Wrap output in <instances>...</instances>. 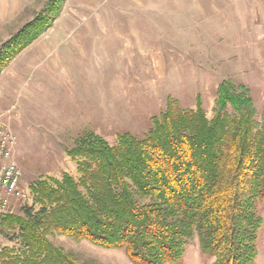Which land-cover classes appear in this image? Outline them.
<instances>
[{
  "label": "rangeland",
  "instance_id": "rangeland-1",
  "mask_svg": "<svg viewBox=\"0 0 264 264\" xmlns=\"http://www.w3.org/2000/svg\"><path fill=\"white\" fill-rule=\"evenodd\" d=\"M49 1L0 0V48ZM76 1L64 3L52 29L59 35L92 33L87 52H72L74 38H63L60 55L53 52L49 58L55 70L46 72L48 77L35 69L14 97L0 100V115L8 110L1 121L17 138L13 159L22 171V195L12 202L15 214L32 205L30 186L39 179L77 177L68 152L82 135L92 132L110 146L126 133L142 139L170 102L192 111L200 105L209 120L219 113L236 116L238 108L230 101L219 107L220 91L231 86L235 97L241 87L255 123L264 124V6H221L213 0H92L86 6ZM51 71L57 80L62 75L61 86L50 80ZM257 211L264 218V206L258 203ZM11 236L0 229V247H14ZM50 241L82 263L134 264L125 250L58 235ZM258 248L255 264H264V225ZM215 260L195 237L175 264Z\"/></svg>",
  "mask_w": 264,
  "mask_h": 264
},
{
  "label": "trees",
  "instance_id": "trees-1",
  "mask_svg": "<svg viewBox=\"0 0 264 264\" xmlns=\"http://www.w3.org/2000/svg\"><path fill=\"white\" fill-rule=\"evenodd\" d=\"M67 0L46 8L0 48L5 67L54 25ZM224 85L219 107L238 115L209 120L170 102L144 138L120 135L116 146L82 135L68 156L77 177L39 179L32 205L0 215V229L15 242L0 247V264H88L56 247L53 235L125 250L134 264H175L198 237L214 264H255L264 218V124L254 121L245 89L233 97ZM222 109V110H223Z\"/></svg>",
  "mask_w": 264,
  "mask_h": 264
},
{
  "label": "crops",
  "instance_id": "crops-1",
  "mask_svg": "<svg viewBox=\"0 0 264 264\" xmlns=\"http://www.w3.org/2000/svg\"><path fill=\"white\" fill-rule=\"evenodd\" d=\"M90 1L92 0H77L76 3L77 5H86V6L90 5L91 6ZM213 3H220V5L223 3H229L232 6H241V7L255 6V8L264 6V0H213ZM65 4L66 5L69 4V0H67ZM260 11L261 10L256 9V14L259 16L263 15V12H260ZM250 12H251V9H250ZM250 12L248 11V15H251L249 14ZM52 28L47 33H44L38 40L32 43V45H30L22 53H20L14 60H12V62L8 65V67L3 71V73L0 76V100L7 101L9 100L10 97L12 96L14 97V95H16V93L18 92L17 89L19 85L21 84L24 85L25 83V82H22V80L24 81L25 78L31 77V73H33L35 69L40 70L41 76H45L46 72H48L49 70H52V68L53 70H55L52 64L51 65L48 64L49 63L48 61L53 52L54 53L57 52L59 55L62 52V49H63L62 45L65 42L63 38H74V40L72 39V45H73L71 49L72 52H73V48L74 49L76 48L77 49L76 51H81V52L86 51L87 52V49L89 47L88 39L89 37H94L92 33L90 34L89 32H85V31H82V32L72 31L71 34L66 32L63 35L61 34L59 35ZM70 44H71V41H70ZM80 45L82 48L81 50H80ZM83 45L86 48L85 50L83 49ZM58 59L62 61V58L60 56L58 57ZM52 72L53 71H51L50 76H49L50 80H55V82H57V85L61 86L63 82L65 81L62 79V75L58 74V80H57V77L54 76L55 72H54V75L52 74ZM41 73H44V74H41ZM45 77H48V76H45ZM6 113L0 115L1 120L6 115Z\"/></svg>",
  "mask_w": 264,
  "mask_h": 264
},
{
  "label": "built area",
  "instance_id": "built-area-1",
  "mask_svg": "<svg viewBox=\"0 0 264 264\" xmlns=\"http://www.w3.org/2000/svg\"><path fill=\"white\" fill-rule=\"evenodd\" d=\"M17 138L0 119V215H14L13 199L20 197L22 171L13 159Z\"/></svg>",
  "mask_w": 264,
  "mask_h": 264
}]
</instances>
